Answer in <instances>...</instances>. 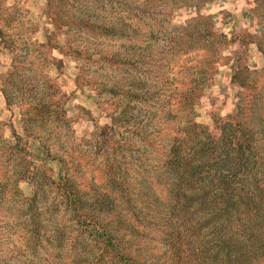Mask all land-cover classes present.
Wrapping results in <instances>:
<instances>
[{
    "label": "rangeland",
    "instance_id": "obj_1",
    "mask_svg": "<svg viewBox=\"0 0 264 264\" xmlns=\"http://www.w3.org/2000/svg\"><path fill=\"white\" fill-rule=\"evenodd\" d=\"M233 115L264 194V0H0V264H120L66 210L63 176L87 207L109 195L98 219L137 261L177 264L183 225L210 248L213 211L191 222L166 161L188 126Z\"/></svg>",
    "mask_w": 264,
    "mask_h": 264
},
{
    "label": "trees",
    "instance_id": "obj_2",
    "mask_svg": "<svg viewBox=\"0 0 264 264\" xmlns=\"http://www.w3.org/2000/svg\"><path fill=\"white\" fill-rule=\"evenodd\" d=\"M243 74L242 70L237 72L235 79L245 86L247 82L243 80ZM249 74L247 72L248 76ZM197 89L199 90L200 86ZM197 102L196 96H188L183 101L185 104ZM215 122L219 123L209 128L211 134L207 136H203L199 124L183 130V137L174 140L170 147L166 166L175 176L177 201L185 203L192 201L200 207L192 212L190 216L192 223L199 225L202 219L198 216L200 210L213 211L214 218L204 221L203 225L211 226L213 221L218 228L215 234L212 233L216 238L208 243L213 244L210 248L206 245L200 247L199 240L195 241L197 231L193 232L191 228L183 225L176 236L187 246L195 242V248H189L190 250L187 247L180 248L178 244L173 243L176 248L172 250L177 257V264H255L260 257H264V205L260 207L262 200L264 201V194L261 190L259 192L254 190L255 182L260 180L261 169L258 166L253 170V156L245 149L242 141L245 137L244 140L250 142L252 132L238 129L237 126H241L238 115H233L229 120L219 118ZM228 125L231 127L228 128ZM226 128L229 131H226ZM218 163L222 164V167H218ZM216 172L219 174L217 177ZM116 183L122 186L121 182ZM51 184L58 190L66 210L70 212L81 233H87L95 244L102 245L106 252H113L120 264H146L132 258L126 252L122 239L99 221L97 215L107 211V200L108 205L113 203L107 193L100 192L95 195L93 204L87 207L83 204L80 191L71 178L63 176L58 181L53 180ZM187 191H192L195 196L191 194L189 197ZM239 208L246 211L239 218L241 234L238 236L237 232H234L231 237L230 223ZM186 221L188 222V219ZM182 231L184 233H181ZM183 249H187L186 259ZM81 261L84 262V259Z\"/></svg>",
    "mask_w": 264,
    "mask_h": 264
}]
</instances>
